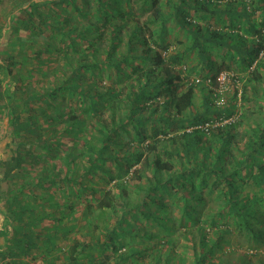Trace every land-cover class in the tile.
<instances>
[{"label":"trees","instance_id":"trees-1","mask_svg":"<svg viewBox=\"0 0 264 264\" xmlns=\"http://www.w3.org/2000/svg\"><path fill=\"white\" fill-rule=\"evenodd\" d=\"M11 6L0 102L13 139L4 207L23 232L15 246L48 233L52 252V240L65 245L51 264H223L233 235L246 250L264 246V0ZM172 30L183 53L166 52ZM189 55L200 81L186 85L176 67ZM214 55L250 69V110L234 123L215 125L236 106L214 105L204 84L218 74ZM140 163L135 182L127 174ZM246 253L241 264L256 256Z\"/></svg>","mask_w":264,"mask_h":264},{"label":"rangeland","instance_id":"rangeland-1","mask_svg":"<svg viewBox=\"0 0 264 264\" xmlns=\"http://www.w3.org/2000/svg\"><path fill=\"white\" fill-rule=\"evenodd\" d=\"M11 8H12L11 0H0V25H1L0 31L2 28H6L7 30H9V24H8L9 22L8 21H9V17L11 14ZM144 17H141V21L144 20ZM6 29H2V32L3 31L7 32ZM146 35H147V33H146ZM3 36L7 37L5 34H3ZM4 40H5V38H2V41H4ZM183 40H184V37L180 33L176 32L174 30L170 31V33H168L166 35V37L164 38V47H167V50H166L167 54H173L175 52H179V53L182 52L183 53L184 45H185V44H183ZM181 64H182L181 66H178L176 68H178L180 70L181 77L184 78L183 79L184 82L186 83V85L193 83L194 82L193 80L195 78H197V76H196L197 73L195 74L193 72L192 73L187 72V69L190 66H193L195 64L194 63V57L191 55L185 57L184 61ZM212 69H213L212 70L213 72L211 74H213L214 72H218V74L216 76H218L220 74H225L231 81V85H230V81H229L224 86L225 89L222 92V95L225 98V102H228V100H230L231 98L234 97L233 102L236 106V109L233 113V116H230V117L236 121L238 119V117L241 115V112L243 111V109L245 111L250 110L249 106H251V105H245L243 108L242 97H241L243 86L246 84L245 82L247 81V76L249 74L250 69L240 71L234 67L232 62H230L226 58H222L220 55H214V66L212 67ZM105 75L106 74H103V78L105 77ZM0 82L1 83L3 82L2 83L3 86L5 84H7V82H8V78L4 77L2 75V73H0ZM101 82H102L101 84H103V82L107 83V80L105 79ZM184 86H185V84H183L182 88H184ZM226 86H227V89H226ZM13 87L14 86L12 85L10 88L12 89ZM220 89L222 90L223 87ZM2 90H3V88H2V86H0V91H2ZM200 101H201V95H200V93L196 92L195 97L193 99V102L197 106L200 104ZM0 114H1V112H0ZM105 116H107V113L102 115V118H105ZM229 118H227V119H229ZM227 119H224V120H227ZM224 120H222V121H224ZM222 121H217L215 123V125H220L222 123ZM159 129H161V127H158L157 131ZM169 134H171V133H169ZM8 136L9 135H7V138H11L10 136L9 137ZM157 139L162 140V139H164V137L162 135L158 134ZM10 140H11L9 142L10 145L7 148L11 152V150L13 149L12 148V145H13L12 140L13 139L11 138ZM127 140H130V138H127ZM59 141L64 142L66 144L67 143V136L64 135L63 138L59 139ZM137 167H139L141 170V168H142L141 163L132 167L128 171V174H127L128 176L133 174L135 176L134 179H136V180H134L135 182H137V180L139 178V177H136V173L134 172V170ZM169 169H171V167H169ZM144 171L146 173H149V171H147L146 169ZM127 177H124V179ZM92 186L95 189H102V187H104L102 183H98V182L93 183ZM110 187L111 186L106 185L104 188L108 189ZM229 239H230V241L228 242V244L223 246L220 253L218 254L217 261H219L220 263H223V264L224 263L225 264H241L242 261L240 260V258L245 254L248 256V254L246 253V252H248L251 254H253V253L256 254L255 257L250 258L251 264H264V246L257 247L256 250L252 249V251H250V249L246 250V248H252V247H247V244H246V241L244 238H242L240 236L233 235ZM185 254H187V253H185ZM187 255H189V254H187ZM246 259H249V257H246Z\"/></svg>","mask_w":264,"mask_h":264},{"label":"crops","instance_id":"crops-1","mask_svg":"<svg viewBox=\"0 0 264 264\" xmlns=\"http://www.w3.org/2000/svg\"><path fill=\"white\" fill-rule=\"evenodd\" d=\"M2 29L0 31V48L5 42L2 41L4 34ZM0 112V264H51L54 258L50 256H57L58 258L64 256L65 245L62 243V246H60L59 241L52 240V243H57L53 247L54 251L52 252L42 242L43 237L47 236L48 233H41L36 239L35 245L29 247L26 242H21L18 246L12 243L13 233L16 232L19 237L23 232L19 228H16L15 219L7 213L4 207V193L7 185L4 182L2 165L11 156V152L7 148L10 145L11 138H7V117L4 115V110H1V102ZM39 226L41 227V225ZM40 231L41 229H37L35 233Z\"/></svg>","mask_w":264,"mask_h":264},{"label":"built area","instance_id":"built-area-1","mask_svg":"<svg viewBox=\"0 0 264 264\" xmlns=\"http://www.w3.org/2000/svg\"><path fill=\"white\" fill-rule=\"evenodd\" d=\"M193 83H198L200 81L199 78H195L193 80ZM230 79L225 74H220L218 76H215V79L213 82H211V79L207 78L205 81V86H207L212 91L213 96V103L216 106H222L225 103V98L222 95V92L224 91V86L226 83H228ZM231 85V81H230ZM223 89L221 90L220 88ZM227 89V86H226ZM235 120H233L231 117L227 120L222 121L221 124H230L233 123Z\"/></svg>","mask_w":264,"mask_h":264}]
</instances>
